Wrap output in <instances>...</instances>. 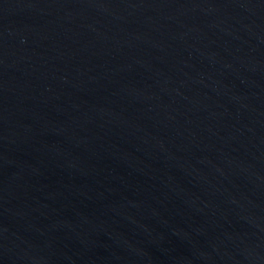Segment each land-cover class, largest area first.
Here are the masks:
<instances>
[{
    "label": "water",
    "instance_id": "obj_1",
    "mask_svg": "<svg viewBox=\"0 0 264 264\" xmlns=\"http://www.w3.org/2000/svg\"><path fill=\"white\" fill-rule=\"evenodd\" d=\"M0 264H264V0H0Z\"/></svg>",
    "mask_w": 264,
    "mask_h": 264
}]
</instances>
